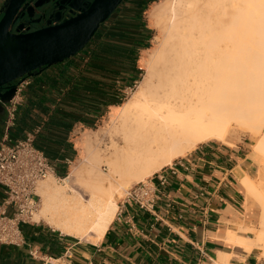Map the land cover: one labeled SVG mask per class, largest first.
<instances>
[{
	"label": "bare ground",
	"instance_id": "6f19581e",
	"mask_svg": "<svg viewBox=\"0 0 264 264\" xmlns=\"http://www.w3.org/2000/svg\"><path fill=\"white\" fill-rule=\"evenodd\" d=\"M150 18L169 42L121 108L122 142L113 143L106 158L94 153L63 180L64 186H57L56 175L42 180L35 221L98 243L131 183L146 180L201 143L232 146L228 134L235 127L259 136L253 157L264 159V0H163L155 3ZM72 181L86 195L72 188ZM240 183L264 206L262 179L244 173ZM243 230L237 224L223 238L246 252ZM220 257L228 263L231 255Z\"/></svg>",
	"mask_w": 264,
	"mask_h": 264
},
{
	"label": "crops",
	"instance_id": "0c3cea01",
	"mask_svg": "<svg viewBox=\"0 0 264 264\" xmlns=\"http://www.w3.org/2000/svg\"><path fill=\"white\" fill-rule=\"evenodd\" d=\"M6 1L0 0V10ZM131 1L118 11L116 22L127 30L146 32L147 26L139 16L125 15ZM121 19L124 21L120 23ZM80 61V58L74 60L71 67L65 62L32 78L14 135H21L28 129L23 122L31 117V125L41 121L46 126L56 105L72 86L82 93L81 83L85 81L82 70L72 74L75 72L73 63L80 64ZM88 63L89 57L84 59L82 66ZM11 88L9 85L0 89V97L4 94L7 98ZM54 97L57 100L48 105V99ZM40 99H44L46 105L40 103ZM2 107L0 102V138L5 114ZM79 125L83 124H75L68 142L73 143L72 135ZM43 140L49 156L57 159L58 150L53 145L55 137L44 133ZM175 162L177 172H168V183L164 188L170 197L158 202L157 218L130 207L116 215L98 243L65 235L42 220L23 224L25 243L21 246L0 244V264H261L258 249L247 253L227 244L223 238L226 229L243 225L240 223L242 208L248 212L256 203L247 200L246 190L240 183L244 173L252 178L249 175L252 165L243 146L201 145ZM3 198L0 186V201ZM221 253L231 255L228 263L221 262Z\"/></svg>",
	"mask_w": 264,
	"mask_h": 264
},
{
	"label": "trees",
	"instance_id": "16d2710c",
	"mask_svg": "<svg viewBox=\"0 0 264 264\" xmlns=\"http://www.w3.org/2000/svg\"><path fill=\"white\" fill-rule=\"evenodd\" d=\"M127 1L123 0L114 13L100 25L94 37L83 50L74 57L45 69L47 71L52 68L56 69L65 62L71 67L72 62L80 58V64L73 63L72 69L75 72L72 74L76 75L77 71L81 69V76L85 78V81L81 83L82 93L78 88H74L75 86L71 87L69 93L67 92V95L56 105L53 117L49 119L46 126H43L36 140L37 146L44 150L52 161H57L59 175H64L66 172L65 159L73 160L75 158L74 144L67 140L75 124L82 123L88 128H95L96 122L105 114L110 105H122L123 99L120 97L122 91L127 87H132L135 81L140 79L141 69L137 66L139 49L149 47L145 40H148L150 31L147 28L146 32L127 30L124 26L117 24L118 11ZM159 1L161 0H133L125 11V15L135 14L145 24L143 15L148 5ZM123 21L124 19H121L120 23ZM87 57H89V63L83 67L84 59ZM64 70L69 69L64 68ZM54 88L56 89V87ZM77 92L79 93L77 94ZM26 94L28 96V90ZM51 99H48L47 103L50 106L57 100V97ZM39 102L46 105L44 99H40ZM32 118L23 122L24 127L31 128L33 126L30 124ZM37 123H41V121H36L35 124ZM44 133H48V136H52V138L55 137L56 141L53 142V145H56L54 148L58 150L57 159L49 156L43 140ZM60 160L62 162L59 163Z\"/></svg>",
	"mask_w": 264,
	"mask_h": 264
},
{
	"label": "water",
	"instance_id": "95a60500",
	"mask_svg": "<svg viewBox=\"0 0 264 264\" xmlns=\"http://www.w3.org/2000/svg\"><path fill=\"white\" fill-rule=\"evenodd\" d=\"M123 0H7L0 10V89L78 54ZM12 38L16 40H12Z\"/></svg>",
	"mask_w": 264,
	"mask_h": 264
},
{
	"label": "built area",
	"instance_id": "2783aa9c",
	"mask_svg": "<svg viewBox=\"0 0 264 264\" xmlns=\"http://www.w3.org/2000/svg\"><path fill=\"white\" fill-rule=\"evenodd\" d=\"M32 78L18 79L10 99L3 100L0 97L6 110L0 138V186L4 192V198L0 201V244L5 245L21 246L25 243L21 226L40 222L33 218L41 203L38 185L48 176L57 177L58 174L57 161H52L36 144L44 126L42 122L24 130L21 135L13 134ZM128 90H132V87L122 91L121 99H125ZM64 162L70 163L71 160L65 159ZM168 172H177L176 162L163 167L146 180L131 185L119 204L117 214L121 215L130 207H136L157 218L158 202L166 196L170 197L164 189L168 183Z\"/></svg>",
	"mask_w": 264,
	"mask_h": 264
},
{
	"label": "rangeland",
	"instance_id": "374dc122",
	"mask_svg": "<svg viewBox=\"0 0 264 264\" xmlns=\"http://www.w3.org/2000/svg\"><path fill=\"white\" fill-rule=\"evenodd\" d=\"M154 5H155L154 2L149 4L143 15L144 23L147 26L146 27L147 30L150 31V34L147 40V44L149 47L140 50L138 54L137 66L141 69L140 79L135 81V84L132 86V90H128L129 92L128 94H126L125 99H123L122 105L120 104L121 106L108 107V110L105 112V114L96 122L95 128H88L84 125H79L78 127L75 128L72 135L74 139L73 144L75 149V158L71 160L70 163H65L66 172L64 175L57 174L58 177L56 179L57 186H64L63 180L68 178L71 172L76 167L87 164V161L94 153H99L102 156V158L104 157L106 158L112 153L113 143L120 144L122 142L123 132L120 126L122 125L121 108H123L124 105H126L129 101H131L134 98L142 82L145 81V79H147V74L149 70L152 69L153 65L155 64V61L159 60V58L161 57L160 54L163 53L164 49H166L165 47L168 45V44L166 45V43L169 42L166 32H164V30L162 29L155 28V26L152 24L150 18V11ZM258 138H259L258 135L252 136L250 133L243 131L242 128L235 127L234 131H231L228 134V140L232 142L233 144L232 146L226 145L219 141H207L205 143L199 144L198 146L213 144L217 146H222V148H227V147H236L238 145H242L244 148V152L248 155L250 163L252 165L251 167L252 169L250 170L249 175L252 176V178L255 179V181L262 179L264 182V159L262 160L260 159L259 161H257L253 157V147L255 143L258 141ZM87 145H89L88 148ZM180 158L175 159L173 162L179 160ZM99 166L102 170H104V172L107 171L106 165L103 166L99 165ZM133 184H135V182L131 183V185ZM71 186L72 188L78 190L83 195H86L85 191L83 190L84 188L81 187L79 183L72 181ZM129 187H127L126 190ZM68 193L70 194L71 192L68 191ZM125 193L126 191L123 193L121 198L118 199V204H120L121 200L124 198ZM243 195L245 198V193ZM246 196L248 201L253 200L256 202L252 206V209L248 212L245 211V208H242V215H240L242 220L240 221V223L243 224L241 225V227L244 229L241 232L246 238V242L248 243L245 245V248L248 249L246 252L250 253L253 250L258 249L259 258L261 259L260 263L264 264V214H263L264 206L262 204V201L258 197L248 196L247 194ZM41 207L42 206H40L39 210H41ZM260 212L263 217L261 216ZM244 225H249V226H244ZM252 226H255V228ZM251 229L254 231H252ZM259 236H262L261 239H258ZM84 241H88V240H84Z\"/></svg>",
	"mask_w": 264,
	"mask_h": 264
},
{
	"label": "flooded vegetation",
	"instance_id": "af4514ba",
	"mask_svg": "<svg viewBox=\"0 0 264 264\" xmlns=\"http://www.w3.org/2000/svg\"><path fill=\"white\" fill-rule=\"evenodd\" d=\"M4 87H6V86H4ZM3 107V109H4V111H5V114L3 115V117H4V123H5V117H6V110H5V107H4V105H2ZM4 123H3V127H4Z\"/></svg>",
	"mask_w": 264,
	"mask_h": 264
}]
</instances>
